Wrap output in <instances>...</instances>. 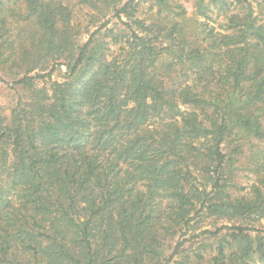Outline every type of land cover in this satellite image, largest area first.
Returning <instances> with one entry per match:
<instances>
[{
    "label": "trees",
    "instance_id": "obj_1",
    "mask_svg": "<svg viewBox=\"0 0 264 264\" xmlns=\"http://www.w3.org/2000/svg\"><path fill=\"white\" fill-rule=\"evenodd\" d=\"M154 1L0 0V264H264V0Z\"/></svg>",
    "mask_w": 264,
    "mask_h": 264
},
{
    "label": "rangeland",
    "instance_id": "obj_2",
    "mask_svg": "<svg viewBox=\"0 0 264 264\" xmlns=\"http://www.w3.org/2000/svg\"><path fill=\"white\" fill-rule=\"evenodd\" d=\"M179 2L180 4L184 5L187 10V16H186V24L187 27H195L198 25L199 22L204 21L205 19L202 17L199 7L197 6V2L199 0H174ZM209 0H205V2H208ZM233 0H228L229 5H232L231 3ZM254 11L255 16H257L259 23H264V2L257 3L254 2ZM142 16L148 11V9L151 7V5H156V2L154 0H142ZM231 11H235L236 8L231 6ZM76 11V18H77V24L79 25V28L82 33V37L80 38L81 41H87L89 38V34H86L85 31L87 29L91 30L93 32L95 28H93L91 25V15L92 11L89 8H81L79 6L75 7ZM156 11V8H155ZM223 11H219L218 7H212L211 16L213 17V20L211 25H221L224 21V15ZM111 15L107 14V19L110 18ZM104 21V20H103ZM112 23L109 26H113L115 23H117V20L115 18H111ZM214 23V24H213ZM67 68L63 65L57 68L56 72L53 75L54 81H64L66 76ZM0 75L8 82H12L13 80L10 79V77L5 76L2 72H0ZM39 85H43L42 83H39ZM22 89L20 86H16L15 88H11L8 85L0 82V106L4 109L6 114H10L12 108L15 106V104L18 101V98L21 94ZM246 151L248 152V148H246ZM237 167L240 166L239 172L236 178L237 187V193H245L249 190V186L255 182V176L251 173L246 167L249 166V162L247 161L246 157L243 156L240 158V162L237 163ZM215 221L213 219H205L204 221L200 222L198 225L195 226L191 232H189L188 235H186L184 239H188L189 241L184 246V254H190L191 250L197 249L201 246V241L204 239V235L199 236L198 238H193V234L195 235L199 234L200 232L206 230V229H214ZM221 225V224H220ZM256 229L264 230V220H262L261 224L256 223L255 225ZM196 229V231H194ZM199 229V230H198ZM175 245V242H174ZM166 254L169 255L172 253V250L167 248ZM179 261L180 259L178 257L175 258V261Z\"/></svg>",
    "mask_w": 264,
    "mask_h": 264
}]
</instances>
